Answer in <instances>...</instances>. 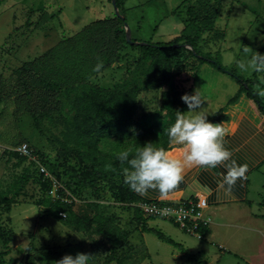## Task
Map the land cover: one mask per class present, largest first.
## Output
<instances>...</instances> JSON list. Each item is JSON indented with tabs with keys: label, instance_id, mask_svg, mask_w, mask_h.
<instances>
[{
	"label": "rangeland",
	"instance_id": "1",
	"mask_svg": "<svg viewBox=\"0 0 264 264\" xmlns=\"http://www.w3.org/2000/svg\"><path fill=\"white\" fill-rule=\"evenodd\" d=\"M182 1L126 0L125 18L131 38L140 42L169 41L184 32L185 14L174 11ZM117 12L120 10L115 9L112 0L0 2V232L9 237L6 264L31 261L56 264L65 254L78 252L90 254L89 264H116L111 253L114 248L118 254L126 255L129 263L130 259L140 260L145 247L149 256L138 264H197L188 260L181 248L152 232L135 229L139 222L134 205L122 201L128 187L123 180L125 167L121 177L114 176L108 181L99 177L93 185L85 180L93 164L100 162L107 171L112 170L110 154L125 149L135 152L146 142L165 149L180 145L169 143L167 128L175 122L177 111L193 115L181 100L182 94L192 93V85L194 89L198 87L205 101L202 110L211 112L217 101L236 93L239 83L209 62L200 64L196 76L199 61L187 53H176L175 60L179 62L172 63V76L162 86L138 93L139 110L133 122V134L102 136L97 143L101 151L94 156L92 146H83L77 136H71L75 100L83 92L82 88L53 91L44 82L71 86L91 75L94 54L103 57L112 54L115 47L114 41L93 30L103 23L106 34H113L120 28L115 18ZM200 43L204 51L216 54L219 50L217 57L223 65L234 68L244 78L254 79L256 70L248 62L264 45V0H223L214 28L203 34ZM119 54L118 62L89 77L90 81L121 89L124 81L132 78L136 85L142 86L138 47L123 44ZM73 56H89V60L78 61L75 67L71 63ZM256 76L260 82L254 88L264 101V73L258 72ZM210 96L215 99L209 104L207 97ZM23 143L39 151L43 158L35 155L22 158L16 148ZM40 164L65 193L71 194L74 202L90 204V212L98 222L108 219L116 226L114 236L106 238L103 246L91 250L84 234L46 214L44 199L48 196V180L45 178L48 177L41 175ZM25 169L29 179L14 196V183ZM3 197L13 198L9 211ZM155 218L151 225L166 234L171 232V238L188 249L196 260L208 263L211 256L205 258L208 256L204 254H211L203 251L206 244L218 253L222 251L215 244L203 243L169 219ZM120 229H123V239L115 238ZM2 250L4 244L0 238ZM238 261L232 255L220 264H238Z\"/></svg>",
	"mask_w": 264,
	"mask_h": 264
},
{
	"label": "trees",
	"instance_id": "2",
	"mask_svg": "<svg viewBox=\"0 0 264 264\" xmlns=\"http://www.w3.org/2000/svg\"><path fill=\"white\" fill-rule=\"evenodd\" d=\"M125 1L116 0V4L120 10V16H115L120 28H116L113 34H106L104 31L105 25L101 23L97 25L93 30L95 33L102 35L109 41L115 42L114 50L112 54L104 55L100 57L94 54V66L98 61H103V66L99 71L91 72L87 78L82 77L79 82H73L71 86H61L56 82L45 80L47 88L53 91H65L74 88H82L83 92L77 96L75 100L76 114L73 118V126L71 127V136H77L80 144L83 146L91 147V152L98 155L100 149L97 148V143L100 142L102 136H130L134 132V119L138 114L139 100L138 93L143 89L158 88L167 80L170 74V67L172 63L179 62L175 60L176 53H187L199 61L198 69L195 75L199 73L200 64L202 62H209L215 68L225 73L230 74L239 83V89L237 93L228 100V102L219 110L215 112L209 119L214 122H221L226 120L228 116L224 114V111L229 107L230 104L234 103L242 92L251 98L257 105L261 113L264 114V101L263 98L258 94L254 88V84L258 82L257 73L254 75V79L244 78L238 74L234 68H228L218 59L217 55L220 56L219 50L216 54L202 49L200 43L203 34L212 30L215 26L216 19L222 10V0H183L181 2L182 9H185L187 23L184 27L185 31L169 41H143L142 44H132L138 47V63L141 65V76L142 86L136 85V82L132 78H127L123 83V88H107L100 86L99 84L92 83L89 77L107 69L114 62H118L121 58L120 51L122 45L129 43L126 39V32L124 28L125 18ZM1 2V0H0ZM136 40V39H133ZM264 53V45L258 51ZM89 56H73L71 57V63L76 67L79 62L84 61ZM79 61V62H78ZM93 61V60H92ZM91 61V63H92ZM180 65V64H179ZM174 66V65H173ZM73 67V66H72ZM74 69V67H73ZM79 73V72H78ZM89 74V73H88ZM86 75V74H84ZM194 75V76H195ZM181 146V145H178ZM174 146L167 147L166 150L173 148ZM22 158L27 157L17 152ZM32 153L38 157L43 158V154L35 149ZM112 170L107 171L99 162V164H93L91 166L90 176L85 181H88L91 185L94 184L95 179L102 177L105 180H110L112 177H121L122 169L127 167L126 163L122 164L117 154H110ZM41 175L43 173L41 172ZM29 173L28 169L17 177L14 183V196L18 195L22 189L24 182L28 181ZM48 180V196L44 199L46 206V214L53 218L58 219L64 225L71 227L78 233L84 234L86 240L91 246V250H95L100 246H103L104 241L108 237H113L116 226H113L110 220L104 219L98 222L95 216H92V206L85 202L76 203L71 194L65 193L62 187L57 189V196L54 197L50 194V190L53 185L51 180ZM126 188L127 186L123 184ZM4 202L7 204V211L10 210L13 204V198L3 197ZM139 200V196L136 192L130 190L127 187L126 192L122 196V201L128 204H133ZM77 204V205H76ZM135 218L139 222V229L142 231L152 232L156 234L160 239L171 243L182 249L183 253L187 256L188 260L196 262L197 264H204L202 261L196 260L194 255L186 249L181 243L176 242L173 238L165 234L164 232L152 227L148 223V219L151 216H145L141 210L134 206ZM64 211L66 217L60 215V212ZM97 222V224H95ZM1 229V228H0ZM202 233L206 232V228H200ZM117 239H123V229L118 230ZM127 235V234H126ZM125 235V237H126ZM0 238L4 244V250L0 251V264H6L5 256L9 253V237L0 232ZM128 240V239H127ZM115 248L111 250L112 259L115 260L116 264H138L141 260L149 256V251L145 247V254L141 255L140 260L130 259L127 263L128 257L126 255L118 254ZM144 253V248L141 250ZM116 252V253H115ZM128 255V254H127ZM29 264H36L31 261Z\"/></svg>",
	"mask_w": 264,
	"mask_h": 264
},
{
	"label": "crops",
	"instance_id": "3",
	"mask_svg": "<svg viewBox=\"0 0 264 264\" xmlns=\"http://www.w3.org/2000/svg\"><path fill=\"white\" fill-rule=\"evenodd\" d=\"M174 11L185 14L186 25L187 17L181 3ZM234 95H226L224 99L217 101L211 112L215 113L222 108ZM214 99V96L207 97V103H213ZM224 114L228 116L220 122L228 130L224 144L232 150V159L248 165L247 178L236 182L229 197L216 190V181L226 170L223 165L211 170L186 166L184 179L168 194L161 195L157 189H149L144 195L136 194L139 200L177 201L204 197L207 201L204 214L210 218V223L205 226L204 236L196 237L203 240V243L215 244L222 249L218 253L206 244L203 251L211 255L204 256L211 257L208 263L204 264H220L230 260L232 255L234 259L239 260L238 264L240 261L245 264H264V114L246 92H242ZM168 151L173 156L182 158L185 148L181 145ZM203 185H208L212 191H205ZM154 219L156 218H149L148 223L156 228L151 225ZM169 234L167 235L173 236L171 232ZM196 251L199 252L198 249Z\"/></svg>",
	"mask_w": 264,
	"mask_h": 264
},
{
	"label": "clouds",
	"instance_id": "4",
	"mask_svg": "<svg viewBox=\"0 0 264 264\" xmlns=\"http://www.w3.org/2000/svg\"><path fill=\"white\" fill-rule=\"evenodd\" d=\"M248 63L256 71L264 72V53L252 55ZM102 66L103 61H98L93 70L99 71ZM181 100L193 115L187 116L184 111H177L175 122L167 128V135L169 143L184 146L182 158L151 142L142 144L135 152L131 149L121 150L117 158L127 165L123 169L124 183L140 195L149 189H157L161 195H166L184 179L186 166L211 170L223 165L226 170L217 179L216 190L229 197L236 182L247 178L248 165L232 159V150L224 144L228 130L220 122L208 118L214 112L202 110L205 101L198 87L192 93L182 94ZM202 187L205 191H212L208 185ZM89 258L90 254L86 252L69 253L57 260L56 264H89Z\"/></svg>",
	"mask_w": 264,
	"mask_h": 264
},
{
	"label": "built area",
	"instance_id": "5",
	"mask_svg": "<svg viewBox=\"0 0 264 264\" xmlns=\"http://www.w3.org/2000/svg\"><path fill=\"white\" fill-rule=\"evenodd\" d=\"M16 151L24 156H34L32 149L27 143L19 145ZM40 171L51 180L53 187L50 190V194L56 197L57 189L60 185L52 178L48 169L42 164H40ZM133 205L138 207L143 215L169 219L184 231L194 234L199 238L204 236L200 228L208 226L210 223V218L204 214L207 207V201L204 197L177 201L139 200L133 203ZM60 215L66 217L64 211H61Z\"/></svg>",
	"mask_w": 264,
	"mask_h": 264
},
{
	"label": "water",
	"instance_id": "6",
	"mask_svg": "<svg viewBox=\"0 0 264 264\" xmlns=\"http://www.w3.org/2000/svg\"><path fill=\"white\" fill-rule=\"evenodd\" d=\"M112 3H113V6L115 7V9L117 10L118 9V6L116 4V0H112ZM117 14H119L120 16H122V18H124L123 15H121L119 12H117ZM124 28H125V31H126V39L129 43L131 44H142L143 42H140V41H134L132 38H131V34H130V30H129V26L127 24V22L125 21L124 23Z\"/></svg>",
	"mask_w": 264,
	"mask_h": 264
}]
</instances>
